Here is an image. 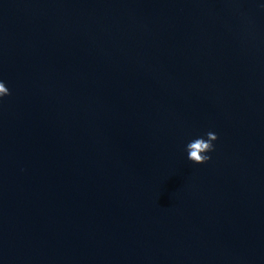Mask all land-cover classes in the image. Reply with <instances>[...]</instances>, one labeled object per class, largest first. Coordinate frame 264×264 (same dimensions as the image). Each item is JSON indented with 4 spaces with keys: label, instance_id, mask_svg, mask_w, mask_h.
<instances>
[{
    "label": "clouds",
    "instance_id": "clouds-1",
    "mask_svg": "<svg viewBox=\"0 0 264 264\" xmlns=\"http://www.w3.org/2000/svg\"><path fill=\"white\" fill-rule=\"evenodd\" d=\"M11 95L10 90L3 81H0V99ZM218 139V135L212 131L206 133V138L197 137L186 145L187 159L193 164H205L211 160V156L207 155L215 150L214 141Z\"/></svg>",
    "mask_w": 264,
    "mask_h": 264
}]
</instances>
